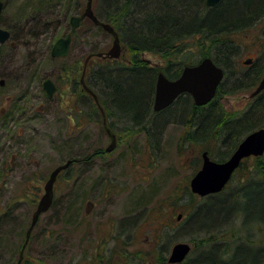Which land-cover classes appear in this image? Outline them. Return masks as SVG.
<instances>
[{"label": "trees", "instance_id": "1", "mask_svg": "<svg viewBox=\"0 0 264 264\" xmlns=\"http://www.w3.org/2000/svg\"><path fill=\"white\" fill-rule=\"evenodd\" d=\"M40 1L26 22L19 24L13 19L8 23L10 40L26 44L24 41L30 38L34 41L32 44L46 52L50 59L61 62L53 74H45L39 80L34 61L18 69V82L22 86H16L18 92L6 96L10 106L6 112H0L3 121L27 114L30 104L24 100L33 92L30 89L31 79H36L39 84L36 87L35 80L33 87L39 88L47 100H52L41 86L44 79L50 77L59 82L68 79L70 94L59 99L63 103L61 108L67 113L65 117L76 128L86 126L91 119H102L103 122L102 106L109 127L116 131L121 142L127 146L132 139L144 135L148 149L160 150L167 126L172 122H180L186 125L181 143H201L215 136L214 145L207 149L213 159L224 161L230 157L246 132L264 127V124L256 125L257 119L264 118V91L258 95L250 109L239 116L228 114L216 99L205 106H197L190 94L180 96L173 106L164 110L155 111L153 107L160 70L173 78L180 74L184 65L194 64L210 56L224 68L225 78L231 74L235 69L233 60L237 52L231 33L245 29L262 18L264 0H221L215 6H208L205 0H93L96 16L109 23L120 37L122 54L119 58L97 55L99 52L106 53L112 47L114 37L90 18H85L80 27L72 31L68 55L53 57V41H48L45 34L52 32L54 35L62 25L66 32H70V17L82 14L86 5L83 7L82 0ZM92 31L102 34L105 39H98L92 35ZM191 47L197 48V52L192 51ZM145 52L159 55L167 65L172 63L174 69L152 65L143 58ZM90 54L93 57L87 64L84 79L96 94L98 102L81 82L85 62ZM3 59L0 54V62ZM225 78L216 96L251 88L257 81L252 73H244L236 77V89H229L223 86ZM5 81V86L0 87H8L9 78ZM59 88L57 84V91ZM101 150L98 147L92 154L68 158L74 162L59 174L51 207L57 205V192L60 189L57 186L77 178V173L80 178L84 176L85 173L81 175V172L89 168L94 156L104 157L108 154H102ZM238 172L242 176L235 181ZM33 189L36 190L33 192L35 195L31 196L30 190ZM39 192V186L30 185L22 188L16 197L28 198L35 210ZM175 192L178 193L177 190ZM181 193L173 198L172 203L169 199L165 204L176 212L177 205H182L183 211H186L185 204L195 203L193 209L182 216V223L176 228L178 231H175L172 224L163 221L159 212L152 220L157 226V257L149 260L141 258L136 262L131 259L126 264H264V154L245 158L228 185L218 193L201 197L191 191L189 183L182 187ZM14 202L0 215V228L11 219ZM30 223L31 220L23 231L24 238L17 254L23 246ZM172 230L176 235H189L188 241L193 245L190 254L180 263L168 261L166 242L172 241ZM33 237L32 232L28 245ZM3 255L1 248L0 260ZM7 262L17 264V259L8 258Z\"/></svg>", "mask_w": 264, "mask_h": 264}, {"label": "rangeland", "instance_id": "2", "mask_svg": "<svg viewBox=\"0 0 264 264\" xmlns=\"http://www.w3.org/2000/svg\"><path fill=\"white\" fill-rule=\"evenodd\" d=\"M5 1L1 24L5 27L13 19L19 24L26 22L34 6L41 2ZM82 2L85 7V0ZM92 32L98 39H105L97 31ZM64 33L66 29L62 25L54 35L49 32L45 37L55 42ZM231 37L237 46L233 60L235 69L225 78L223 86L236 89V77L250 69L244 60L258 56L255 59L258 66L264 61V16L251 26L232 32ZM24 42L26 44L9 40L0 44V54L4 58L0 62V80L3 79L4 84L0 85L5 86V79L9 78L8 87H0V112H6L10 106L6 96H12L18 92L16 86H22L18 82L19 68L34 61L39 80L45 74H53L61 62L50 59L46 52L32 44V39ZM143 57L153 64L165 62L159 55L149 52L143 53ZM35 80H30L33 92L24 100L30 104L27 114L11 121L0 118V215L15 201L11 207V219L0 228V249L4 252L0 264H8V258L17 259L16 251L24 238L23 231L32 218L34 208L31 201L16 197L22 188L39 186L38 203L49 174L58 164L72 156L91 154L98 147L104 149L110 143L102 119H91L86 126L76 128L65 117L67 113L61 108L63 103L59 98L70 94L68 79L55 80L61 88L50 101L36 88L39 86L37 80L36 87H33ZM253 90L254 86L237 89L235 93L220 94L214 99L228 114L239 116L256 100L250 98ZM259 124H264V118L257 119L256 125ZM185 127L180 122L170 123L160 150L148 149L144 135L132 139L128 146L120 142L117 149L104 157L94 156L89 168L81 172V175L85 173L84 176L80 178L77 173V178L58 185L57 205L40 216L25 259L33 264H126L131 259L136 262L141 258H156L159 246L157 226L152 222L154 216L161 212L159 215L163 221L172 224L174 229L180 226L182 218L178 219V215L186 214L195 203L185 204L186 211L182 205H177L175 212L165 205L166 201L171 199L172 203L174 197L183 194L182 187L189 183L195 169L202 164L203 151L214 145L215 136L201 143H181ZM77 169L80 168L77 166ZM241 176L238 172L234 180ZM30 191L31 196L35 195V189ZM175 231H170L172 241L167 243L164 239L168 256L176 242L189 239V235H176Z\"/></svg>", "mask_w": 264, "mask_h": 264}, {"label": "water", "instance_id": "3", "mask_svg": "<svg viewBox=\"0 0 264 264\" xmlns=\"http://www.w3.org/2000/svg\"><path fill=\"white\" fill-rule=\"evenodd\" d=\"M221 0H207L209 6L217 5ZM4 7V2L0 0V18ZM85 18H90L96 25L102 26L112 36L113 45L106 52L97 53L98 56H109L112 58H119L122 51V44L120 37L116 30L107 22L101 21L93 10V0H88L86 8L81 15H73L71 17L72 29H76L80 26L81 21ZM10 31L3 27H0V43L6 42L10 38ZM72 41V34L68 33L66 36L59 37L53 44L51 54L54 57L66 56L70 51ZM93 57L90 54L85 62V68L81 81L85 89L91 93L96 102H98L96 94L85 83L84 75L89 60ZM251 59H247L246 63H250ZM225 76L224 68L218 65L214 59L210 56L204 57L199 63L193 65H186L180 77L177 79L168 78L163 72L159 73L156 83V92L154 100V109L160 111L169 105L183 93H190L197 105H205L209 103L216 95L218 87L221 85ZM44 89L49 96H53L57 90V85L51 78H47L44 83ZM264 89V76L262 77L259 85L251 93V96L257 95ZM103 113V123L106 131L111 137V141L106 147V151H112L117 145V138L115 133L108 125L105 111L101 106ZM264 154V127H260L250 132L240 142L236 150L224 161H217L213 159L207 150L202 153V165L190 178L191 191L199 196H207L210 194L218 193L222 191L229 181L231 180L236 169L241 165L244 158L249 156H261ZM74 162L73 159H68L63 163L58 164L49 174L45 184L44 193L41 195L36 209L34 210L31 218V223L26 232V238L22 246L21 257L18 264L23 259V253L27 247L32 231L35 228L40 216L48 211L54 200L55 183L59 174L70 167ZM182 218V214L178 215V219ZM192 243L188 241H178L171 249L168 256V261L171 263H180L186 259L192 250Z\"/></svg>", "mask_w": 264, "mask_h": 264}, {"label": "flooded vegetation", "instance_id": "4", "mask_svg": "<svg viewBox=\"0 0 264 264\" xmlns=\"http://www.w3.org/2000/svg\"><path fill=\"white\" fill-rule=\"evenodd\" d=\"M3 2H4V7H3V10H2V13H1V18H0V27H3V28H5V29H8V26L7 27H5V26H3V25H1L2 24V17H3V12H4V10H5V8H6V1L5 0H2ZM72 17V16H71ZM71 17H70V26H71ZM77 29V28H76ZM9 30V29H8ZM75 30V29H74ZM10 31V30H9ZM72 31H73V29H72V26H71V31L70 32H66L65 34H63L62 36H66L68 33H71L72 34ZM11 33V32H10ZM62 36H60V37H62ZM10 38H11V35H10ZM10 38L6 41V42H8L9 40H10ZM58 39V38H57ZM56 39V40H57ZM55 40V41H56ZM6 42H4V43H6ZM55 42H53V44H54ZM0 44H2V43H0ZM52 47H53V45H52ZM51 50H52V48H51ZM70 52V51H69ZM122 53V52H121ZM52 55V54H51ZM68 55V54H67ZM66 55V56H67ZM261 55V54H260ZM53 56V55H52ZM54 57V56H53ZM58 57H64V56H58ZM206 57V56H205ZM144 58V57H143ZM204 58V57H203ZM203 58H201L198 62H196V63H194V64H197V63H199ZM259 57L257 56V57H249L248 59H251V62L250 63H246V60H244V63L246 64V65H248V67H250V69H248L247 71H249L250 73H252V75H255L256 77H257V81H256V85L254 86V90L256 89V87L259 85V83H260V81H261V79H262V77L264 76V61L261 63V65H259L258 66V64H255V59H258ZM144 59H146V58H144ZM146 60H148L149 62H151L149 59H146ZM151 64L152 65H154V66H156V67H170V68H172V70L174 69V65L172 64V63H170V64H168L167 65V63L166 62H163V63H152L151 62ZM255 64V66L254 67H252L253 65ZM186 65H190V64H186ZM186 65H184L183 66V68H182V70H181V72H180V74L178 75V76H176V77H173V78H171V77H169L163 70H160L159 72H158V76H159V73L160 72H163L168 78H170V79H177L178 77H180L181 76V74H182V72H183V69H184V67L186 66ZM193 65V64H192ZM257 67V68H256ZM256 68V69H255ZM171 70V71H172ZM249 72H246V73H249ZM50 78V77H49ZM47 79V78H46ZM46 79H44V81L46 80ZM55 83H56V81L53 79V78H51ZM157 80H158V77H157ZM44 81H43V83H44ZM0 83L1 84H4V80L3 79H1L0 80ZM156 83H157V81H156ZM57 84V83H56ZM42 88H43V90L45 91V93L48 95V93L46 92V90L44 89V85L42 84ZM253 90V91H254ZM252 91V92H253ZM262 91H264V89L262 90ZM261 91V92H262ZM156 92V91H155ZM251 92V93H252ZM261 92H259L257 95H255V96H251V94H250V98H254V99H256L257 97H258V95L261 93ZM55 94V93H54ZM184 94H190V93H183V94H181V95H179L175 100H174V102L171 104V105H169L168 107H170V106H173V104H175L177 101H178V98L180 97V96H182V95H184ZM191 95V94H190ZM48 97H50L51 98V96H49L48 95ZM53 97V96H52ZM191 97H192V99H193V101H194V103H195V100H194V98H193V96L191 95ZM154 100H155V96H154ZM212 101V100H211ZM208 104V103H207ZM195 105H197L196 103H195ZM206 105V104H205ZM205 105H197V106H205ZM154 107V106H153ZM168 107H166V108H168ZM166 108H164V109H166ZM164 109H162V110H164ZM155 110V109H154ZM156 111V110H155ZM108 121V120H107ZM103 125H104V123H103ZM108 125H109V123H108ZM104 128H105V126H104ZM258 128H260V127H258ZM258 128H256V129H258ZM114 133H115V135H116V138H117V145H116V147H115V149H117V147L120 145V142H121V138L118 136V134L116 133V131L115 130H113V129H111ZM255 130V129H254ZM254 130H251L250 132H252V131H254ZM105 131H106V129H105ZM250 132H246V134L244 135V136H242V139L240 140V142L246 137V135H248ZM106 133L108 134V132L106 131ZM108 136H109V138H110V141H111V137H110V135L108 134ZM240 142L237 144V146H236V148L238 147V145L240 144ZM236 148L234 149V151L236 150ZM106 148H104V149H102L101 151V153L102 154H105V153H111V152H113L115 149H113L112 151H106L105 150ZM205 151V150H204ZM208 151V150H207ZM233 151V152H234ZM209 152V151H208ZM77 156H80V155H77ZM251 157H254V155H252V156H249L248 158H251ZM94 160V159H93ZM243 162V161H242ZM242 164V163H241ZM239 168V167H238ZM237 168V169H238ZM236 169V170H237ZM236 172V171H235ZM22 249V248H21ZM25 252H26V249H25V251H24V255H23V259H22V261H21V263L20 264H29V262L30 263H32L30 260H27V259H25ZM20 257H21V250L19 251V254H18V256H17V264H18V262H19V259H20ZM11 264H12V262H10Z\"/></svg>", "mask_w": 264, "mask_h": 264}, {"label": "bare ground", "instance_id": "5", "mask_svg": "<svg viewBox=\"0 0 264 264\" xmlns=\"http://www.w3.org/2000/svg\"><path fill=\"white\" fill-rule=\"evenodd\" d=\"M206 4H207V0H205ZM208 5V4H207ZM209 6V5H208ZM92 154V153H91Z\"/></svg>", "mask_w": 264, "mask_h": 264}]
</instances>
